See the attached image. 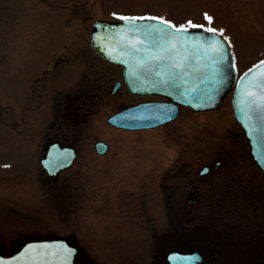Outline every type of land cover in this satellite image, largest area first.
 <instances>
[{
	"label": "rangeland",
	"instance_id": "1",
	"mask_svg": "<svg viewBox=\"0 0 264 264\" xmlns=\"http://www.w3.org/2000/svg\"><path fill=\"white\" fill-rule=\"evenodd\" d=\"M88 12L92 19L86 25L83 17ZM119 16L163 17L177 26L191 20L222 29L241 74L264 59V0H0V247L15 250L35 237H67L82 246L77 264H154L152 257L159 264L156 252L170 243L159 244L153 232L158 230V240L172 236L174 211L168 195L173 186H183L200 176L203 166L221 161L217 174L201 187L208 204L201 233L220 234L226 248L224 264H255L253 259L259 256L264 262V172L248 154L231 95L210 114L183 108L175 121L154 130L131 133L108 125L106 119L118 104L131 98L106 89L118 73L91 48L89 26L96 19ZM41 73L58 74L55 83L63 89L48 91L42 86L39 95L36 90L27 92L31 98L39 97L41 104L22 103L24 82ZM76 74L79 83L66 88ZM90 88L95 93L88 104L92 113L87 134L110 142L111 152L106 160L91 154V164L81 170L86 196L78 211L73 171L51 179L37 150L55 130L74 134L69 119L72 107L78 106L74 99L81 102L90 96L81 95ZM11 112L16 119L13 127ZM152 166L158 167L160 181L155 212L159 227L140 213L136 222H110L105 211L107 184L124 171L151 174Z\"/></svg>",
	"mask_w": 264,
	"mask_h": 264
},
{
	"label": "flooded vegetation",
	"instance_id": "2",
	"mask_svg": "<svg viewBox=\"0 0 264 264\" xmlns=\"http://www.w3.org/2000/svg\"><path fill=\"white\" fill-rule=\"evenodd\" d=\"M9 14V13H8ZM12 14V13H11ZM10 16V15H9ZM13 19V17H11ZM7 19L10 20V17ZM92 16L88 12L83 17L84 24L88 25L91 21ZM98 20V19H96ZM94 20L89 28L91 29V26L96 21ZM101 62H103L105 65H109L111 68L115 69L118 74L117 79L114 81L112 86H107L109 88H106L111 95H118V94H124V96H127V98H131L130 102L126 104H118L120 107L118 110H116L115 113H118L119 111H122L124 109H127L129 107L143 104V103H150V102H167L168 99L164 97H160L157 95H136L131 93L123 80L122 76V69L123 67L114 63H111L107 60H104L100 56L98 57ZM51 74L49 76L47 74H34V76L29 77L25 82L24 86L22 88V95H21V102L24 104H28L30 101L33 103H39L41 104L38 98H31L30 95H27L33 90H36V93L39 95L41 87L43 86L44 90L49 89L50 90H59L61 87L56 86V79L58 74ZM49 77V78H48ZM80 74H76L75 79L68 84L66 88L75 87V84H78L81 80ZM48 80V81H47ZM63 89V88H61ZM105 89V88H104ZM102 88V92L104 91ZM95 93V88H90L89 90H83V93L81 95H90L85 96L82 99L81 102H79V97H76L74 100L77 101L76 103L78 106L72 107L71 114L69 116V119H71V123L73 124V132L74 134L66 135L61 134L57 130L53 131L52 134H50L48 137L46 136L40 146V151L37 150V154L40 157L39 162L41 165V159L46 155L47 152H61L65 155H69L72 163L70 167L64 168L61 171H59L58 176L61 174L68 172L69 170H72L73 172V181H76L74 184V197L76 202L78 203L77 210H81L80 207V200L83 199L86 195L82 189V183H81V170L87 168L88 165L91 164V154H95L98 158H106L109 156L111 152V143L103 138H89V134H87L88 129L90 127V104L91 100L93 101V98L91 97V94L93 95ZM91 97V98H90ZM23 100V101H22ZM54 100V97H53ZM133 102V103H132ZM71 105V104H70ZM117 105V106H118ZM57 106L53 105L54 111L53 115L56 117L55 108ZM80 108V109H79ZM183 108L190 109L187 107H180L179 116ZM84 109V110H82ZM86 109V110H85ZM82 110V111H80ZM63 113V112H62ZM113 114L109 115L106 121L108 122L109 117ZM10 118L12 123L10 125L13 127L15 124V118L12 116V112L10 114ZM178 116V117H179ZM176 120V119H175ZM173 120V121H175ZM24 122V125L29 126L32 130V132H35V130L32 129V125L27 123L24 119H22ZM53 121V120H52ZM56 121V118L54 119ZM53 121V122H54ZM61 121V119H60ZM171 121V122H173ZM52 122V123H53ZM169 122V123H171ZM26 123V124H25ZM67 123H69L67 121ZM169 123H166L162 126L153 128V129H145V130H138V131H132V132H142V131H148V130H154L160 127H163ZM83 124V128H80L78 125ZM16 125V124H15ZM51 125V124H50ZM108 125L113 130H124L118 127H115L111 124ZM240 130L242 131L241 136H243V139L247 142L248 147L249 143L248 140L245 137V134L243 130L240 127ZM34 137V135H33ZM38 141L37 143H39ZM102 143V144H100ZM85 146V150L81 147ZM39 149V144H38ZM249 156H250V149H249ZM89 156V157H85ZM251 157V156H250ZM112 159V157H110ZM252 159V157H251ZM88 162H87V161ZM253 161V160H252ZM254 162V161H253ZM69 161H63L59 162L58 164L65 165L70 164ZM255 163V162H254ZM222 164L221 161H218L215 163V165H205L202 167V169L199 172L200 176H197L196 178H189V180L183 185V186H173L172 193L168 195V198L171 202V209L174 211V217H170V222L175 223V226L171 228L170 232L172 236H163L158 240V236L153 232L154 237L156 238V241L161 244L162 242L170 243V245L165 246L162 244L161 249L156 252L159 264H172L169 256L171 253H182V254H192L196 258L197 264H224L226 259L224 258V251L226 248L223 246V240L220 234L213 235L212 237H208V234H203L201 231L203 230L205 220L202 218L205 215L203 214L205 211V207L207 204V196L204 189L201 187H204V182L207 181L209 176H213L214 174H217L215 170H218L220 168V165ZM42 167V166H41ZM89 168V167H88ZM141 169H139L140 171ZM158 170L157 166H152L149 171L151 174H146L144 172L129 174L128 172L124 171L123 175L120 174L117 180L111 181L107 184V188L105 191V201H106V209L107 217L109 218L110 222L112 220H115V222H127V221H139L140 216L139 213L142 215V217H150L153 219L156 223L155 227H159V219L156 221L155 212H157L158 208V193H159V173L156 171ZM122 172V170H121ZM140 174V176L138 175ZM56 178V177H54ZM51 178V179H54ZM145 178L147 182H145ZM194 180V181H193ZM120 181V182H118ZM90 193V192H89ZM88 193V196H89ZM128 211V215L126 212ZM204 211V212H203ZM78 216V215H77ZM158 217V216H157ZM181 224L180 226H177L176 224ZM182 223H185L183 226ZM181 229L183 231L181 232ZM152 233V231H151ZM257 233V232H256ZM253 233L254 239L258 240L257 234ZM121 233H119V236ZM118 236V238H119ZM121 237V236H120ZM250 240V238H248ZM71 243L76 245L79 249V253L76 258V263L78 262L79 257L82 254V246L76 241L70 240ZM259 245V242L257 243ZM14 247L8 248V251H4L1 247L0 250L5 253H10ZM261 256L256 257L253 259V263L255 264H264V262H261L259 260ZM152 263L155 264L153 257H152ZM81 264H86V262H82ZM89 264V263H88Z\"/></svg>",
	"mask_w": 264,
	"mask_h": 264
},
{
	"label": "water",
	"instance_id": "3",
	"mask_svg": "<svg viewBox=\"0 0 264 264\" xmlns=\"http://www.w3.org/2000/svg\"><path fill=\"white\" fill-rule=\"evenodd\" d=\"M143 23H155L154 21L137 22ZM103 26V27H100ZM128 25L123 21L106 22L97 21L91 30L90 42L92 48L104 59L111 62L120 64L124 67L123 76L128 89L135 94H156L166 97L171 100L170 103H145L135 107L129 108L121 113H118L110 118V122L118 127L126 129H142L151 128L161 124H164L178 115V108L180 105L193 108L195 111H208L218 109L223 104L225 97L233 90L232 106L234 109V115L236 120L240 123L241 127L250 142L251 155L259 166L264 170V160L261 159V153L264 152V143L254 140L250 136L249 128L246 126V122L241 118V114L238 111L236 101L238 99L237 85L240 84V78L244 77V74L237 79L238 72L236 62L234 60L235 68L230 69L228 73V79L226 82L218 85L219 91L214 93V99L210 102L197 101L192 96H181L177 88L168 85H159L152 82L155 77H149L143 75L142 70L138 68L139 64H147L154 67L156 71H159L162 75L161 78L167 79V68L165 64L159 61H151V57L157 54V49L152 48L148 51V43L145 40L144 44H137L136 47L140 48L139 52H134L131 47L126 45L135 44L137 40H144L142 34L128 31ZM107 29V31H105ZM117 33L121 35L117 36ZM106 37V39H104ZM186 39L182 44L178 42V47L171 55L182 59L184 63L183 69L177 71L183 72V87L184 88H203L201 80L205 75H211V70L208 65L214 58L213 53L209 50L205 52L200 47L202 44L204 48H207L209 42L213 39L219 40L221 44L228 47L229 42L224 37L213 35L211 33L204 32L202 29H189L186 34ZM105 44L108 46L107 51H102L98 44ZM111 52V55L108 54ZM234 56L232 48L230 47V55L228 59L231 61ZM186 57V59H184ZM235 57V56H234ZM127 60L128 63H125ZM264 61V60H263ZM130 65L132 67L130 68ZM140 71L143 75L142 82H138L132 72ZM251 76L252 73H249ZM219 79V77H217ZM247 79V78H246ZM256 117L253 116V122ZM61 155V154H60ZM61 157V156H60ZM59 159L58 154L49 153L42 163L47 169L50 175H56L57 172L63 167H67L70 164L65 165H53V161ZM60 162L70 161L69 156L61 158ZM63 246L71 250V255L68 257L69 264H75V259L78 253V248L69 242L65 238L55 239H36L26 242L21 248L11 255H3L0 253V262L2 264H61L62 254L60 247ZM185 258L178 257L176 264H195L196 259L187 258L189 256H183ZM186 260V261H185Z\"/></svg>",
	"mask_w": 264,
	"mask_h": 264
},
{
	"label": "snow or ice",
	"instance_id": "4",
	"mask_svg": "<svg viewBox=\"0 0 264 264\" xmlns=\"http://www.w3.org/2000/svg\"><path fill=\"white\" fill-rule=\"evenodd\" d=\"M117 18L129 26L128 31L142 34L144 37V40H137L135 44L126 46L131 47L134 52H139L140 48L136 47V45L144 44L146 40L148 43V51H151L152 48L158 50L157 54L151 57V61H159L166 65L167 79L161 78L162 74L156 71L154 67L147 64L138 65L143 75L155 77L152 81L154 85H171L178 89L181 96H192L197 101L210 102L214 99V93L219 91L217 86L226 82L229 70L235 68V57L232 56L231 61L228 59L231 45L229 44L228 47H225L219 40L213 39L209 42L207 48H204L202 44L200 45L205 52L210 50L214 55V58L208 65L211 70V75H205L201 80V84L204 87L184 88L183 72L177 70L183 69L185 65L182 59L171 55L177 49L178 42L180 44L184 42L189 29H202L204 32L211 33L214 36L224 37L227 40L228 38L224 36L223 30H218L214 27H205V25L196 24L191 20L187 21L185 25L177 26L171 21L157 16H119ZM205 19L209 24L212 23V17L207 13L205 14ZM143 21H154L155 23H137ZM119 35L121 33H117V36ZM98 47L102 51H107L108 48L103 43L98 44ZM108 54L111 55V52H108ZM124 62L128 63L127 60H124ZM131 67L132 65H130ZM249 73H252V75L250 76ZM131 75L138 82H142L143 75L140 71L132 72ZM240 81V84L237 85L238 99L236 105L238 111L241 114V118L246 122V126L249 128L250 136L254 140L264 143V61H261L253 69H250L249 72H246L244 77L240 78ZM253 116L256 117L255 122H253ZM261 159L264 160V152L261 153ZM60 252L62 254L61 264H69L68 257L72 254L71 250L61 246Z\"/></svg>",
	"mask_w": 264,
	"mask_h": 264
},
{
	"label": "bare ground",
	"instance_id": "5",
	"mask_svg": "<svg viewBox=\"0 0 264 264\" xmlns=\"http://www.w3.org/2000/svg\"><path fill=\"white\" fill-rule=\"evenodd\" d=\"M208 114H210V113H208ZM112 129V128H111ZM120 131V130H119ZM131 133H138V132H131Z\"/></svg>",
	"mask_w": 264,
	"mask_h": 264
}]
</instances>
